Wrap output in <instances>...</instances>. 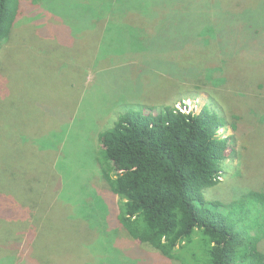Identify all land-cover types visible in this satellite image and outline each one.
<instances>
[{"label": "rangeland", "instance_id": "obj_1", "mask_svg": "<svg viewBox=\"0 0 264 264\" xmlns=\"http://www.w3.org/2000/svg\"><path fill=\"white\" fill-rule=\"evenodd\" d=\"M32 1L23 0V3L26 6ZM81 1L94 0H43V12L34 15L33 19L43 22L48 38H37L34 31V37H31L26 31L22 36L17 34L16 39L0 51V60L5 59L9 64L3 72L0 61V135L2 132L13 135L18 121L22 124L18 128L20 133L46 145L58 140L59 136L53 139L56 133L65 132L63 154L55 167L50 165L56 172V182L50 191H46L45 198L53 200L54 204L42 211L44 219L40 226V240L34 248L29 240L30 248L27 250L25 238L26 249L20 250L16 258H9V255L1 257L0 264H150L149 258L156 252L144 245L128 246L127 242H122L123 238L121 243L118 241L123 233L111 228L109 222V211L112 212L113 206L106 202V198L98 197L92 187L96 173L94 160L99 146L96 135L126 111L127 106L132 105L128 102L133 100H137L136 109L143 113L146 107L165 105L186 113L198 114L207 105L219 111L228 122L219 131V137H230L232 143L222 182L213 189V193L207 190L206 198L209 194L219 200L228 199L233 190V197L239 198L247 193L245 191H251L249 189L264 191V121L259 124L258 120L250 121L248 116H243L248 128H261L257 139L260 144L256 146L255 153H250L246 145L251 141V135L248 133L243 139L233 130L232 117L241 115V112L231 109L235 102L241 100L247 101L245 106L249 105L248 88L264 80V3L261 5L260 0H252L254 3L249 5L254 10L251 16L239 19L237 11L244 9L243 0H163L170 19L162 26L165 35L161 33L155 42L147 41L150 49L139 45L146 42L135 40L134 44L123 39L121 43L110 41L103 51L98 49L97 38L100 35H93L92 30L84 31L90 24L74 10L76 3ZM27 15L24 11L23 16ZM59 15L63 21L55 20ZM30 23L35 24L30 22V16L24 17L18 32L25 31ZM58 29L67 33L73 50H83L79 61L68 60L65 55L62 58L78 68L76 79L68 75L69 83L78 91L71 90L70 97H62L63 100H60L59 93L55 94L60 90L54 71L58 65L56 58L63 55L52 48V42L57 44L58 41L57 36L52 38V35ZM82 33H87L85 39ZM79 42L82 44H76ZM42 46L52 48L53 52L47 54L51 49H43ZM132 50L140 54L141 62V68L133 74L113 68L121 59L112 58L109 64L97 61L98 58H107L110 52L117 51L124 57ZM143 50L144 53H140ZM213 64H219L221 68H213ZM156 67L165 73L157 72ZM150 70L157 74L148 73ZM108 74H112L111 83L107 81L105 84ZM64 75L60 74V77ZM200 76L202 78H198ZM233 88L240 90L236 92ZM75 94L85 96L77 101L72 111L76 117L72 121L43 116L39 109L44 96L53 100V108L63 101V105L71 109L76 102ZM109 107L114 109L111 114L107 111ZM59 117L62 118L61 115ZM6 122H9V129ZM245 122L239 121L237 126L243 129ZM28 123H31L30 128ZM48 152L44 157L52 156ZM88 198L93 201L87 203ZM236 229H239L238 225ZM15 231L18 236V229ZM0 236L1 244V240L10 242L15 235L5 230ZM196 239L194 241L193 238L192 244L184 249L183 256L188 264H200L196 259L202 253L201 243Z\"/></svg>", "mask_w": 264, "mask_h": 264}, {"label": "trees", "instance_id": "obj_2", "mask_svg": "<svg viewBox=\"0 0 264 264\" xmlns=\"http://www.w3.org/2000/svg\"><path fill=\"white\" fill-rule=\"evenodd\" d=\"M42 1L33 0L25 6L23 0H0V51L5 50L17 34L22 36L26 31L30 32L31 37H34V31L37 38H48L43 22L33 19L34 15L43 12ZM251 3L254 2L243 0L244 9L237 11L238 17H235L249 18L251 11H254L249 6ZM260 3L263 5L264 0H260ZM75 7L74 10L90 24L84 31L92 30L93 35H100L97 38L98 49L103 51L110 41L121 43L123 39L131 40L134 44L135 40L146 42L139 45L150 49L147 41L155 42L161 33L165 35L162 26L168 24L170 19L163 0L81 1ZM67 9L71 11L69 6ZM24 11L30 16V22L34 21L35 24L30 23L25 31L18 32L21 20L27 17L23 16ZM61 17L55 20L63 21ZM86 34L82 33L84 39ZM54 35L58 41L57 44L52 42V48L54 52L63 54L56 58L58 65H55L54 71L60 90L55 94L59 93L60 100H63L62 97H70L71 90L78 91L68 81L69 76L76 79L75 71L78 68L62 58L65 55L68 60L79 61L83 50H73L67 33L59 30L52 38ZM52 48L49 52L44 51L50 54ZM112 58L121 61L110 67L125 69L128 74L141 68L140 54L136 50L127 52L124 57L117 51L110 52L107 58H98L97 61L109 64ZM0 61L5 72L9 64L5 59ZM165 65H168L167 60ZM213 65V68H221L219 64ZM156 68L157 72L165 73ZM150 71L147 72L157 74ZM60 74L65 75L60 77ZM111 79L112 74H108L105 84L107 81L111 83ZM233 89L236 92L240 90ZM246 94L249 105L245 106L247 101L241 100L231 108L241 112V115L232 117V126L243 139L250 133L251 141L246 146L250 153H255L256 146L260 144L257 139L261 128H248L243 116H248L250 121L258 120L259 124L264 121V80L251 85ZM84 96L75 94L76 102L71 109L64 106L63 101L53 108V100L44 96L41 99L44 103L39 105V109L43 116L69 122L76 117L73 110L77 101ZM135 102L137 100L128 102L132 105H128L126 111L117 115L111 125L99 130L96 135L99 146L98 156L94 160L96 173L92 187L98 197L102 200L106 198V202L113 206L112 212L109 211V222L111 228L123 233L118 241L121 243L123 238L122 242H127L128 246L144 245L153 249L156 254L149 258L150 264H188L183 256L184 249L192 244L193 238L195 241V237L197 242L200 241L202 250L199 255L201 259H196V263L264 264V191L249 189L251 191H245L247 193L244 195L241 193L242 197L239 198L233 197V190L228 199L219 200L209 194L208 200L206 198V191L213 193L225 172L232 138H220L219 131L228 125L226 118L209 105L198 114L185 113L166 105L146 107L143 113L136 109ZM113 110L110 107L107 109L109 114ZM239 121L245 122V128L249 130L240 129L237 126ZM16 123L17 130L13 135L7 132L0 135V235L5 230L15 235L10 242L1 240L0 260L8 255L9 258H16L20 250L26 249L25 238L27 250L30 248L29 240L32 248L39 242L42 234L40 226L44 219L42 211L54 204L53 200L45 198L46 191H50L56 182V172L50 165L56 166L63 154L65 132L56 133L53 139L59 136L58 140L46 145L20 133L18 128L22 124L20 121ZM30 124H27L29 128ZM6 125L8 128L9 122ZM47 151L52 153L51 157H44ZM7 199L11 203L6 202ZM92 201L88 198L86 202ZM236 225L239 226L238 230ZM15 229H18V236Z\"/></svg>", "mask_w": 264, "mask_h": 264}, {"label": "clouds", "instance_id": "obj_3", "mask_svg": "<svg viewBox=\"0 0 264 264\" xmlns=\"http://www.w3.org/2000/svg\"><path fill=\"white\" fill-rule=\"evenodd\" d=\"M181 110V109H180ZM182 111V110H181ZM183 112V111H182ZM186 113V112H185ZM190 113H192V112H190Z\"/></svg>", "mask_w": 264, "mask_h": 264}]
</instances>
